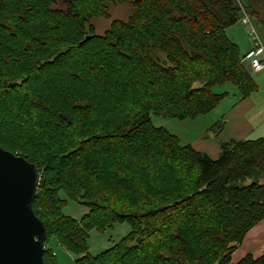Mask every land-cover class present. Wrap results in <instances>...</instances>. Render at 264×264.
<instances>
[{
    "label": "trees",
    "instance_id": "obj_1",
    "mask_svg": "<svg viewBox=\"0 0 264 264\" xmlns=\"http://www.w3.org/2000/svg\"><path fill=\"white\" fill-rule=\"evenodd\" d=\"M128 3L126 21L95 33L91 19ZM242 10L256 16L264 0H0V148L40 171L44 264H58L50 237L74 264H264L231 261L264 219V137L221 143L212 159L151 122L210 113L227 95L217 86L258 91L226 35ZM60 192L88 208L79 221ZM124 223V238L88 252L90 231Z\"/></svg>",
    "mask_w": 264,
    "mask_h": 264
},
{
    "label": "rangeland",
    "instance_id": "obj_2",
    "mask_svg": "<svg viewBox=\"0 0 264 264\" xmlns=\"http://www.w3.org/2000/svg\"><path fill=\"white\" fill-rule=\"evenodd\" d=\"M236 1L238 5L245 6L248 0ZM57 8H62V5L58 4ZM107 9L109 19L99 17L93 18L90 21V24L93 26L94 31L97 35H102L108 29L111 21L113 20L126 21L131 14L132 4L128 3L108 5ZM243 11L244 10H242L241 16L243 15ZM251 18L252 24L254 26L259 25L261 27V31L264 32V11H261V13L256 16H251ZM250 31L251 28H249V26L243 25L241 22H239V20L226 30L228 39L236 43L238 47H240V51L242 54L245 52V50H247V48L250 47L251 49ZM257 56L262 60L263 56ZM252 76L254 82L258 86V95H260L264 99V70L257 75L252 73ZM225 85L226 86H217L213 88L212 91L216 94H219L223 91H227L228 88L233 89L234 87L231 84ZM233 99V97H230L228 101H232ZM228 101L223 103L218 110H215V112L200 116L195 120L179 121L172 118L151 115V122L154 127H163L169 133L175 135L178 138L179 144L181 146L190 145L194 149L200 150L201 153H204L211 158L214 152L211 153V151L209 150L210 153H207L208 151L206 152V150L204 149L205 145L211 144L215 148H217V150H220V144L228 142L233 138L231 136H234L229 128H225L226 125L224 126L225 129L218 133V135H215V133L210 129L213 123L219 119L220 112H222V110H224L222 115L225 117V113L228 110V106L230 104ZM233 123L235 122L233 121ZM251 138H253L252 140H255L257 138H261V136L256 137V135H253V137ZM207 149H209V147H207ZM213 156H215L213 158H217V155ZM59 196L62 199L66 200V203L63 206L62 210L64 215L79 221L81 217L88 212V208L86 206L68 200L63 192H60ZM129 232L130 226L126 223L114 224L110 228H106L103 232L92 230L89 232V237L87 240L88 252L93 256L98 255L111 246L115 245ZM47 247L51 249L55 254V259L58 264H74V256L60 247L54 237H50L48 239ZM239 247L237 248V250L239 249ZM238 253L241 252L239 251L237 252V254ZM236 259L237 258L235 256V258H233V261L231 260L232 263L238 262H235Z\"/></svg>",
    "mask_w": 264,
    "mask_h": 264
},
{
    "label": "water",
    "instance_id": "obj_3",
    "mask_svg": "<svg viewBox=\"0 0 264 264\" xmlns=\"http://www.w3.org/2000/svg\"><path fill=\"white\" fill-rule=\"evenodd\" d=\"M40 178L35 164L0 148V264H44L46 228L32 208Z\"/></svg>",
    "mask_w": 264,
    "mask_h": 264
},
{
    "label": "crops",
    "instance_id": "obj_4",
    "mask_svg": "<svg viewBox=\"0 0 264 264\" xmlns=\"http://www.w3.org/2000/svg\"><path fill=\"white\" fill-rule=\"evenodd\" d=\"M252 20V18H251ZM252 23V22H251ZM252 27L254 28L258 38L260 39L262 46L264 48V32L261 31V27L259 25L254 26L252 24ZM231 41V40H230ZM234 43V42H233ZM236 44V43H234ZM237 45V44H236ZM238 46V45H237ZM240 50V47H238ZM251 51L250 47L245 50V52L241 55H243V63L245 65H248V60L245 59V56ZM259 56H263L262 61H264V52H261L257 54ZM258 57V56H257ZM260 59V58H259ZM261 60V59H260ZM250 69V68H249ZM264 68L260 71L262 72ZM260 72L256 73L259 74ZM226 86V85H224ZM228 88V87H226ZM221 93H227L226 97L218 104V106L213 109L210 113L215 112V110H218L221 105L228 101L230 97H233L234 99L232 101H228L230 104L228 106V110L225 113V117L222 115L223 111L220 112L219 119L213 123V125L218 122L219 120L224 121V126L226 129H230L234 136L230 140H252L253 135H256V137H264V99L258 95V93H254L249 98H246L244 100L240 99L239 92L236 87H233V89H229L227 91H223ZM220 94V93H219ZM233 102V103H231ZM227 104V103H226ZM227 107V105H226ZM226 110V108H225ZM222 115V116H221ZM233 121L235 123H233ZM212 125V126H213ZM211 126V127H212ZM223 126V129H225ZM223 129L221 131H223ZM220 131V132H221ZM219 132V133H220ZM229 140V141H230ZM209 147V149H207ZM194 149V148H193ZM204 149L207 153L214 152L213 155H219L220 150L215 148L211 144L205 145ZM196 150V149H195ZM204 150V151H205ZM200 152V150H196ZM210 155V154H209ZM211 156L212 159H215ZM216 158V159H217ZM261 182L264 184V178L261 180ZM241 252L238 253L237 252ZM247 254L251 255L253 258H258L264 254V219L260 221L257 225H255L245 236L241 246L239 249L233 253L232 255V261L233 258L236 256V261L241 260L244 256Z\"/></svg>",
    "mask_w": 264,
    "mask_h": 264
},
{
    "label": "built area",
    "instance_id": "obj_5",
    "mask_svg": "<svg viewBox=\"0 0 264 264\" xmlns=\"http://www.w3.org/2000/svg\"><path fill=\"white\" fill-rule=\"evenodd\" d=\"M239 22L251 28V51L245 56V59L248 60V65L251 73L256 74L264 68V61L260 60L257 57V54L264 52V48L254 28L252 27L251 17L243 11V15L240 17Z\"/></svg>",
    "mask_w": 264,
    "mask_h": 264
}]
</instances>
